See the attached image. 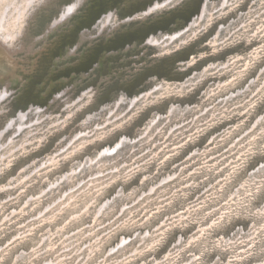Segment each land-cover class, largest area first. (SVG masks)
Returning a JSON list of instances; mask_svg holds the SVG:
<instances>
[{"label": "rangeland", "instance_id": "374dc122", "mask_svg": "<svg viewBox=\"0 0 264 264\" xmlns=\"http://www.w3.org/2000/svg\"><path fill=\"white\" fill-rule=\"evenodd\" d=\"M0 264H264V0H0Z\"/></svg>", "mask_w": 264, "mask_h": 264}]
</instances>
